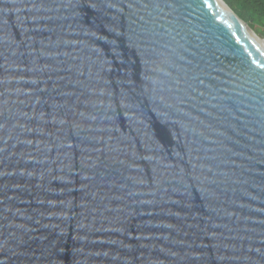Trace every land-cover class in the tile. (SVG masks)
<instances>
[{
	"label": "water",
	"instance_id": "95a60500",
	"mask_svg": "<svg viewBox=\"0 0 264 264\" xmlns=\"http://www.w3.org/2000/svg\"><path fill=\"white\" fill-rule=\"evenodd\" d=\"M0 264H264V39L224 0H0Z\"/></svg>",
	"mask_w": 264,
	"mask_h": 264
},
{
	"label": "trees",
	"instance_id": "16d2710c",
	"mask_svg": "<svg viewBox=\"0 0 264 264\" xmlns=\"http://www.w3.org/2000/svg\"><path fill=\"white\" fill-rule=\"evenodd\" d=\"M224 2L264 39V0H224Z\"/></svg>",
	"mask_w": 264,
	"mask_h": 264
}]
</instances>
